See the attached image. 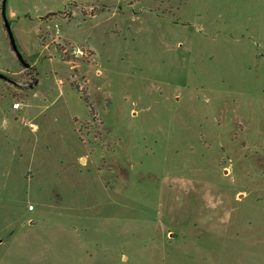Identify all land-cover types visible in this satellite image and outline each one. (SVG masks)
<instances>
[{
    "label": "rangeland",
    "instance_id": "374dc122",
    "mask_svg": "<svg viewBox=\"0 0 264 264\" xmlns=\"http://www.w3.org/2000/svg\"><path fill=\"white\" fill-rule=\"evenodd\" d=\"M5 15L0 264H264V0Z\"/></svg>",
    "mask_w": 264,
    "mask_h": 264
},
{
    "label": "water",
    "instance_id": "95a60500",
    "mask_svg": "<svg viewBox=\"0 0 264 264\" xmlns=\"http://www.w3.org/2000/svg\"><path fill=\"white\" fill-rule=\"evenodd\" d=\"M6 1L7 0H2V16H3L4 25H5L7 34L9 36V38H10L11 46L14 49V51L16 52L20 62L25 67H29L30 64L21 56V54L18 51V48H17L16 43H15V39H14V36H13V32H12V29H11L10 22H9L8 18L6 17V15H5V4H6ZM0 77H4L2 73H0Z\"/></svg>",
    "mask_w": 264,
    "mask_h": 264
},
{
    "label": "built area",
    "instance_id": "2783aa9c",
    "mask_svg": "<svg viewBox=\"0 0 264 264\" xmlns=\"http://www.w3.org/2000/svg\"><path fill=\"white\" fill-rule=\"evenodd\" d=\"M54 27L56 28L55 29L56 34H59L60 30H59L58 24L56 23L54 25ZM69 53L72 55V57H75V58L85 57V56H89L90 55L89 51H86L84 48H81V47L76 46V45H73V46H71L69 48ZM19 106H20L19 102H15L14 103V108H18Z\"/></svg>",
    "mask_w": 264,
    "mask_h": 264
},
{
    "label": "trees",
    "instance_id": "16d2710c",
    "mask_svg": "<svg viewBox=\"0 0 264 264\" xmlns=\"http://www.w3.org/2000/svg\"><path fill=\"white\" fill-rule=\"evenodd\" d=\"M5 26V25H4ZM12 47V46H11ZM37 81V80H36ZM36 81H35V85H36Z\"/></svg>",
    "mask_w": 264,
    "mask_h": 264
},
{
    "label": "crops",
    "instance_id": "0c3cea01",
    "mask_svg": "<svg viewBox=\"0 0 264 264\" xmlns=\"http://www.w3.org/2000/svg\"><path fill=\"white\" fill-rule=\"evenodd\" d=\"M20 107H21V106H19L18 108H20ZM18 108H17V109H18Z\"/></svg>",
    "mask_w": 264,
    "mask_h": 264
}]
</instances>
